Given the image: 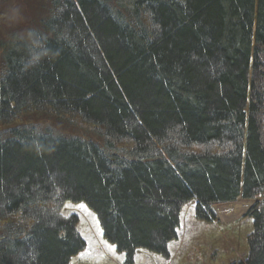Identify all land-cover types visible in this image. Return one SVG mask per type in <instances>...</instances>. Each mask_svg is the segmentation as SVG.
I'll return each mask as SVG.
<instances>
[{
    "label": "trees",
    "instance_id": "obj_1",
    "mask_svg": "<svg viewBox=\"0 0 264 264\" xmlns=\"http://www.w3.org/2000/svg\"><path fill=\"white\" fill-rule=\"evenodd\" d=\"M17 1L0 32V264H71L86 242L67 202L134 264L170 257L186 205L213 222L240 199L250 249L229 264H264V0Z\"/></svg>",
    "mask_w": 264,
    "mask_h": 264
},
{
    "label": "rangeland",
    "instance_id": "obj_2",
    "mask_svg": "<svg viewBox=\"0 0 264 264\" xmlns=\"http://www.w3.org/2000/svg\"><path fill=\"white\" fill-rule=\"evenodd\" d=\"M20 7L23 10L25 6L17 0H0V32L7 34V29L13 28L15 23L11 20H17ZM246 203L254 205L255 201L239 200L223 207ZM223 207L215 209L219 211ZM250 207L235 214H219L215 221L208 222L196 219L193 205H186L181 214L179 237L168 245L170 257L140 249L136 251L134 264H229L244 259L250 249L248 235L253 230V220L244 216ZM62 211L67 216L78 215V231L90 244L72 258L71 264H125V255L113 250L102 237V228L92 210L84 204L67 202Z\"/></svg>",
    "mask_w": 264,
    "mask_h": 264
},
{
    "label": "bare ground",
    "instance_id": "obj_3",
    "mask_svg": "<svg viewBox=\"0 0 264 264\" xmlns=\"http://www.w3.org/2000/svg\"><path fill=\"white\" fill-rule=\"evenodd\" d=\"M72 203V202H71ZM66 204V203H65ZM249 205H251L250 203H246V204H240V205H232V206H228L227 208L223 207L221 210L219 209L221 214H235L237 211H241L243 209H247L249 207ZM65 206V205H64ZM253 206V205H252ZM251 209V208H250Z\"/></svg>",
    "mask_w": 264,
    "mask_h": 264
},
{
    "label": "crops",
    "instance_id": "obj_4",
    "mask_svg": "<svg viewBox=\"0 0 264 264\" xmlns=\"http://www.w3.org/2000/svg\"><path fill=\"white\" fill-rule=\"evenodd\" d=\"M88 245H90V244H88ZM88 248L92 249V247H90V246H89ZM113 250H114V249H113ZM120 255H121V253H120ZM88 256H89V255H88Z\"/></svg>",
    "mask_w": 264,
    "mask_h": 264
}]
</instances>
